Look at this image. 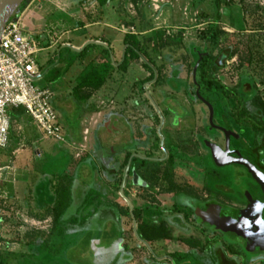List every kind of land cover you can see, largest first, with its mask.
<instances>
[{
    "label": "rangeland",
    "instance_id": "374dc122",
    "mask_svg": "<svg viewBox=\"0 0 264 264\" xmlns=\"http://www.w3.org/2000/svg\"><path fill=\"white\" fill-rule=\"evenodd\" d=\"M38 1L24 0L18 9L21 11L27 4H30L28 9L33 5L35 8L39 7ZM85 1H52V6L57 12H65L71 16L70 20L65 22L67 30H71V26L80 25V21L72 13L85 16L87 10H84L83 7H88ZM169 1L171 0H161V2L160 0H120L119 3L125 11H129V15L134 20L144 22L145 19L158 20L160 10L170 4ZM171 2L170 5L179 6L178 9L174 8V13L178 16L182 13L181 15L185 17L181 22L177 20L178 18H174L179 23V28L174 27L173 29L168 26L165 28L166 36L170 38L169 50H171V46L175 47L176 55L172 63L169 64L170 66L165 63L160 65L161 69L164 72H169L171 68L180 70V77L185 79L186 83L188 80L185 92L192 95L194 88L190 86L192 81L189 79L191 73L193 76L191 68L194 67L197 52L211 49L214 39L210 36L213 33V27L216 26L219 36L217 50L230 49L229 57L222 67L217 68L216 75L230 86H236L240 80L248 77L255 86L256 94L264 98V0H220L217 9L213 0H178L177 4L173 0ZM148 6L154 7L158 12L150 10ZM184 6L196 15L195 20L186 17L189 10L183 9ZM180 8L182 11L179 10ZM196 9L199 11L197 12ZM216 12H218L217 18ZM95 13L98 16V12L95 11ZM95 17L93 16L94 19ZM88 18L94 20L91 15ZM166 25L171 24L166 21ZM73 34L75 35V33ZM59 41H66V38L61 37ZM44 54H47V50L36 54V60H39V64L43 68L45 64L41 59ZM165 58L168 59V57ZM136 61L141 65L140 60ZM127 76L128 74L124 79L123 77L122 79L118 78L116 80L119 81L118 83L111 84L114 87L118 85L117 89L120 92V102H116L115 109L124 113L127 120L133 119L141 133L146 130L145 125L148 124L145 123L151 122L146 116L145 105L141 103L144 102V90L142 91L139 84L136 85L138 81L130 83L131 79ZM162 86L164 85L160 84V87ZM168 86H165L166 90L163 92L169 93L171 88ZM147 89L149 90V85H147ZM219 91L221 90L219 89ZM204 92L207 99H210L211 94L216 93L211 91V88H205ZM220 93H216L217 97L224 99L225 92ZM138 94L139 99L136 98ZM151 94L153 93L151 92ZM79 96L84 102L83 96L81 94ZM60 104L67 109L66 112L63 108L58 107L57 103H54L64 133L77 132L81 108L75 109L70 97L60 101ZM111 104L113 103H110V106ZM187 106L198 123L194 131L197 132V135L203 134L204 128H201L207 117L206 108L200 110V104L193 100H190ZM106 108L107 113L113 110ZM116 116V118H111L109 123V119L106 121L100 119V122L92 123L90 133H85V139L80 142H72L65 138L60 141L44 136L40 130L38 132L27 129L25 130L27 136H21L19 134L22 130L19 129L22 126L21 121H19V117L12 115V142L0 150V264H148V253L141 246L136 247L138 241L131 233L132 219L129 215H121L120 220L118 216L114 202L125 206L127 201L120 195L116 184L111 182L114 177H106L105 171L100 165L99 158H104L108 149L114 153L119 148L118 145H123L134 139L129 132V125L125 118L119 113ZM109 126H111V132H109ZM114 128L115 131H113ZM195 132H192L191 135H189L190 132L185 133L184 139H181V133H178L173 141L175 145L171 147L173 154L180 153L184 157L193 156L199 149L194 141L190 144L191 136ZM81 134L82 132L79 133L80 136ZM52 142L54 143L52 144ZM51 144L53 149L63 150L70 159L69 163H72L73 166L72 169L65 171V165L62 162H56L57 168L61 172L60 180L59 177L57 179L58 182L64 181L65 185L70 187V204L65 211L67 216L77 212L78 206L81 207L85 200V193L91 187L96 186L101 191L100 196L94 198L93 201L86 202L77 214L78 217L80 216L81 225L66 226V233L63 235L57 234L56 229L52 228L54 218L52 206L46 203L45 208L39 212L33 203V198L38 195V186L41 184L45 187L46 195L50 194L52 197L48 185L46 183H39V185L21 183L24 180L28 182L31 170H36L35 158L43 157V161L48 159L50 155L48 149ZM127 146L129 147V145ZM102 148L103 152L100 151ZM176 148L180 152H177ZM200 148L204 153V147L201 145ZM84 155L88 158L91 157L94 167H91L90 162L85 159L75 164ZM108 157L110 158V156ZM111 162L112 166L114 163L116 164L114 160ZM107 164L109 161H105L106 166ZM175 166L172 168L169 163H160L158 166L152 167L147 164L141 167L138 164L137 168H141L142 177L148 183L143 187L128 184L125 190L127 197L142 203L141 206L145 207L149 206L151 200H156L161 205L160 208H165L167 204H165L164 198L169 197L172 189H176L178 184L187 183L185 169ZM107 179L111 181H107ZM24 185H28L24 188L25 191L23 190ZM151 191H156L154 199ZM25 198H27V202L23 200ZM166 231L164 230L165 234L168 233ZM144 235L146 239L145 232Z\"/></svg>",
    "mask_w": 264,
    "mask_h": 264
},
{
    "label": "flooded vegetation",
    "instance_id": "af4514ba",
    "mask_svg": "<svg viewBox=\"0 0 264 264\" xmlns=\"http://www.w3.org/2000/svg\"><path fill=\"white\" fill-rule=\"evenodd\" d=\"M218 45L219 41H214L208 50L214 64V68L209 70L215 80L211 84H207L198 72L204 52H197L193 64H196L195 75H189L192 81L190 86L194 88L192 95L185 92L188 80L186 83L180 77L184 83L174 84L172 81H178L179 76L167 77L163 73L162 85L168 82L171 90L181 89L188 102L197 101L200 110L206 108L207 117L201 135L194 131L198 124L196 118L189 111L186 113L193 120L188 133L191 135L195 132L190 144L194 141L199 147L193 156L184 157L172 152L171 147L175 144L165 134L166 116L172 118L178 114L171 105L183 107L180 102L176 106V100L171 97L166 100L163 97L166 106L159 107L156 95L151 94L156 87L160 88V84L153 86L156 77L153 68L154 78L146 81L151 82L152 87L143 92V98L147 100L140 101L147 109L151 125L141 133L138 127L129 130L134 139L118 145L114 153L108 149L102 159L104 174L114 177L112 181H107L115 183L120 195L127 201L125 206L114 202L118 216L120 220L121 215H129L132 219L131 233L138 241L136 247L141 246L148 253V264H264V186L245 164H251L264 177V98L256 94L255 86L248 77H244L236 86L220 80L216 70L224 65L230 51L217 50ZM205 88H211L216 93L224 91V99L217 97L216 93L207 99ZM149 96L163 115V122ZM206 101L212 107L211 120ZM155 114L158 120H155ZM208 143L219 148L216 159ZM176 150L180 152L178 148ZM111 160L116 162L114 166ZM224 160L228 162L218 163ZM105 161H109L107 166ZM160 163H169L172 168L177 165L187 173V183L178 184L169 197L164 198L167 206L162 209L156 200H151L149 206L145 207L128 198L125 193L128 184L143 187L148 183L142 177L141 168H137L138 164L153 167ZM134 175L141 181H136ZM151 192L154 199L156 191ZM125 207H128V212H121L120 209ZM137 210L139 219L134 213ZM164 230L168 233L165 234ZM144 231L148 236L146 239Z\"/></svg>",
    "mask_w": 264,
    "mask_h": 264
},
{
    "label": "crops",
    "instance_id": "0c3cea01",
    "mask_svg": "<svg viewBox=\"0 0 264 264\" xmlns=\"http://www.w3.org/2000/svg\"><path fill=\"white\" fill-rule=\"evenodd\" d=\"M52 1L53 0H39V7L36 6L35 8L34 5L31 6L25 12L22 29L26 34L31 35L39 41V45L41 48L39 53L43 50H47V54H44L43 58L41 59V61L45 64L44 68L39 64V60H36V66L38 69L36 80L39 85L48 87L50 89V101L54 109L56 110L54 103H57L58 107L63 108L64 111L67 112V109L60 104V101L69 99V97L72 100L75 109L78 107L81 108L78 131H71L68 133L65 132V140L80 142L82 139L86 138L85 133H90L92 123L100 122V119L105 121L109 119V123L111 118L117 117L116 115H118V113L127 121L126 123H128L129 125V130H134V128H136L135 121L133 119L127 120L124 113L122 114L119 109H115L116 102H120V92L119 89H117L118 85L117 87H114V85L112 86L111 84L118 83L119 81H116L118 78L122 79L123 77L124 79L126 74H128L131 79L130 83L138 81L136 82V85L139 84L141 86V89L144 90L143 92H145V89H147V85H149V89H151V82H146L150 72L142 65L137 63V59L133 58L129 59L127 67L124 71L117 68V65L122 60L124 55V35L127 32L136 35L143 49H145L147 54L155 61L157 65H163L165 63L169 65L174 60L173 58L176 55V53H174L176 51V48L171 46V50H169L168 42L170 41V38L166 36L167 34L165 28H179V23L175 21L174 18H178L177 20L181 22L184 20L183 17H185L181 15L182 13L179 16L174 13V8L177 7L178 9L179 6H172L173 4L170 5L172 3L171 0L169 1L170 4L165 5L160 10L158 14V20L155 19V21H153V19H145L144 22H138L137 20H134L131 15H129V11L127 10V8V11L123 9V6H121L119 3L120 0H86L85 2H87L88 7H83L84 10H87L85 11V16H81L78 13H72L76 16L75 18L80 21V25L76 27L71 26L70 28L72 29L67 30V24H65V22L68 19L70 20L71 16H69V14H66L65 12H57L56 9L52 6ZM176 1L178 0H173V2L177 4ZM169 6L172 7L170 8ZM148 8L150 10H153L154 12H158L154 7L152 8L151 6H148ZM183 9L188 8L184 6ZM179 10H181V8ZM188 10V14L185 13L186 17H189V19L191 20H195L196 15H194L190 11V9ZM196 10L197 12L199 11L198 9ZM95 11L98 12V16L96 15ZM90 15L92 16V18L93 16H96L95 19L93 18V21L91 18H88L90 17ZM166 21H168L171 25H166ZM156 30H164L165 33L161 37L162 40H160L159 42L156 36L152 34V32ZM73 33H75V35ZM61 37H63V39L66 38V41H59ZM104 44H109V47L112 49V51L110 50L107 55L108 60L114 67L113 70L106 77L105 81L99 88L93 89L91 87H80L75 90L76 83L82 79L84 73L90 68L91 61L96 57H98V59H101L105 56L102 49L107 47H105ZM87 45L92 46L83 56H78L77 53ZM165 57H168V59H166ZM160 71L162 74L165 73L167 77L169 75H174V77L179 76L177 78L178 81L173 80L172 83H179L181 85L184 83V80H182L183 78H180V70L171 68L169 72H164L160 67ZM166 85L168 86V82ZM166 85L160 88L156 87L154 89V92L152 91V93L156 95V101L160 108L166 106L163 103V96L175 99L176 102H180L181 107H183L179 108L174 107L175 105H171L172 110H174L175 113L176 111L178 112V114L176 113L178 117L172 116V118H170L169 115L166 116L167 121L165 122L164 127L165 134L168 136L170 142L173 143L178 133H181V139L185 138L184 134L188 132V128L190 130V127L192 126L191 121L193 120L191 119V117L187 116L188 114H186L189 111L187 106L188 101L186 100L184 94H182V90L176 88V90L173 91L170 89L169 93L164 92L163 94L162 91L166 90ZM168 87L170 88V86ZM73 90H75L77 93L76 97L72 95ZM80 94L83 96L84 102L80 98ZM135 94L137 93L135 92ZM136 98L139 99V94ZM110 103L113 104H111L110 106ZM106 107H108L109 109H113L111 110V112L109 111L110 115L108 114L109 112L107 113ZM13 109L14 108H11L9 110V113L11 117L12 115L13 117H19L18 119L19 121H21L22 125L21 128H19L22 129L21 133H19L21 134V136H27V134L25 133V130L27 129L36 131L39 130L36 124L30 119L28 115L24 113L21 107L15 108L14 110ZM10 111H12V113ZM151 122L145 124L151 125ZM148 125H145L146 130L148 129ZM11 126L12 125H10L8 145H10V143L12 142L11 138L13 132L11 131ZM115 130L116 129L114 128L113 131ZM111 131V126H109V132ZM81 132L82 134L80 136L79 133ZM54 142H52V144ZM52 144L50 149H48V152L50 154L48 156V159H45V161H43V157H41L40 159L35 158V166H37L35 167L36 170H31V175H28V182H26L27 180L21 182L34 183L37 185H39V183H46L48 185V190L51 191L50 193L52 197L50 196V194L46 195L45 187L41 184L40 186H38L37 197L35 196L33 198V203L34 205H36L35 207L38 208L39 212L40 210L45 208L46 203L50 204L51 206L54 205L56 197L55 191L57 187L66 186V183L64 181L58 182L57 180L58 177L60 180L61 172L60 170H58L56 162H62L65 165V171L69 170L70 168L72 169L73 167L72 163H69L70 159L67 157V154H65L63 150L58 151L53 149L54 147ZM100 151L103 152V148ZM101 158L102 157L99 158L101 163L100 165L103 168V160H101ZM83 159L88 160L91 164V167H94V162L91 161V157L88 158V156L85 155L84 157L79 158L75 164L81 162V160ZM24 186L25 187H23V190L28 185ZM23 200L27 202V198ZM64 217H67V213L64 214Z\"/></svg>",
    "mask_w": 264,
    "mask_h": 264
},
{
    "label": "built area",
    "instance_id": "2783aa9c",
    "mask_svg": "<svg viewBox=\"0 0 264 264\" xmlns=\"http://www.w3.org/2000/svg\"><path fill=\"white\" fill-rule=\"evenodd\" d=\"M17 9L0 34V149L9 144L11 108L21 107L44 136L64 140L57 111L48 87L36 83L39 41L23 31L25 12Z\"/></svg>",
    "mask_w": 264,
    "mask_h": 264
},
{
    "label": "trees",
    "instance_id": "16d2710c",
    "mask_svg": "<svg viewBox=\"0 0 264 264\" xmlns=\"http://www.w3.org/2000/svg\"><path fill=\"white\" fill-rule=\"evenodd\" d=\"M213 1L217 9L220 5V0H213ZM215 16L217 18L218 12H216ZM212 32L213 33L210 36V38H213L214 41H217V40L219 41V36L217 33L216 26L215 28L213 27ZM152 34L156 36L159 42L160 40H162L161 37L165 33H164V30H156V31H153ZM123 44L125 45V48L123 51L124 55H123L122 60L117 65V68L124 71L127 67V63L129 59L131 58L138 59L141 61V65L150 72L147 80L154 78V70H153L154 68L156 70V77L153 81V86L162 84L164 74H161L160 72V65H157L155 61L147 54V52L145 51V49H143L136 35L127 32L124 35ZM107 45H108V48L102 49L105 56L101 59H98V57H96L94 60L91 61L90 68L84 73L82 79L76 83L75 90L80 87H91L93 89L99 88L105 81L106 77L113 70L114 67L111 65V62L108 60V55H107V53L110 50L112 51V49L109 47V44ZM91 46L92 45L85 46L81 51L77 53V55L83 56ZM224 51L229 52L230 49H224ZM141 57H143V59H141ZM211 61H212V54L208 53L207 51L201 54V59L198 64V72L201 73V77L206 81L207 84H211L212 82L215 81L209 74L210 68H214V64ZM75 90L72 91V95L74 97L77 96V93ZM144 100H147V99H144ZM177 105L178 103L176 102V106ZM10 112L12 113V111ZM155 118H156L155 120H158V117L156 114H155ZM55 193H56L55 202H54V205L52 206V210L54 212L53 229H56V232L59 235H63L66 233L65 227L68 225H72V226L81 225L82 222L79 221L80 216L78 217L77 214L80 212L81 208L86 204V202L93 201L94 198L96 199L98 196L101 195L99 192V189L96 186L91 187L85 193V200L83 201L81 207L78 206L77 212L71 216L64 217L65 211L68 209V206L70 204L69 188L67 186H64V187L59 186L56 188ZM120 211L123 213H126L128 212V207L122 208L120 209ZM117 213H118V210H117ZM134 213H135L136 219H139L138 210L135 211Z\"/></svg>",
    "mask_w": 264,
    "mask_h": 264
},
{
    "label": "water",
    "instance_id": "95a60500",
    "mask_svg": "<svg viewBox=\"0 0 264 264\" xmlns=\"http://www.w3.org/2000/svg\"><path fill=\"white\" fill-rule=\"evenodd\" d=\"M24 0H0V34L6 24V22L10 19V17L12 16V14L18 9V7L20 6L21 2ZM105 45V44H104ZM105 47L108 48L107 45H105ZM141 59H143V57H141ZM195 69H196V64L193 67V77L195 74ZM155 75H156V71H155ZM149 95V94H148ZM150 100L152 101L154 107L157 109L159 116L161 117V120L163 122V115L161 114V112L159 111L157 105L154 103L153 99L151 98V96H149ZM206 105L209 108V119L211 120V116H212V107L211 105L206 101L205 102ZM208 146L211 150V154L214 157V159H216V154H217V150L219 151V148L217 146H215L214 144H210L208 143ZM227 160L218 162L219 164H225L227 163ZM245 163V162H244ZM246 166L248 167L249 171L254 175V177L258 180L259 183H261L262 186L263 185V180L264 177L262 175H260V173L258 174V172H256L255 168L252 167L251 164L245 163ZM134 179L138 182H140V178L137 175H134Z\"/></svg>",
    "mask_w": 264,
    "mask_h": 264
}]
</instances>
